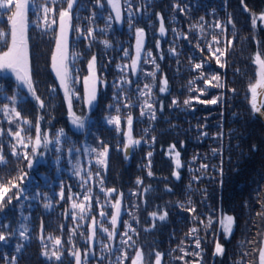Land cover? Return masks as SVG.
Listing matches in <instances>:
<instances>
[{"label":"trees","instance_id":"1","mask_svg":"<svg viewBox=\"0 0 264 264\" xmlns=\"http://www.w3.org/2000/svg\"><path fill=\"white\" fill-rule=\"evenodd\" d=\"M39 2L42 0H30L26 35L32 79L44 107L12 75L0 71V149L5 157L0 162V184L12 181L24 190L17 199L14 194L19 190L11 188L0 205V234L5 236L0 241V264H76L74 251L80 253L81 264H132L137 250L142 251L144 264H155L156 252L163 254L161 264H234L245 252L248 255L241 264H258L254 249L264 239L258 235L264 234V216L257 215L264 212V117L252 108L250 85L258 77L256 54L264 59V24L259 18L264 0H120V21L106 0H76L71 10L68 67L73 111L82 118L87 116L82 131L70 123L51 61L60 29L58 11L66 8V0L55 5L49 0L57 9L56 14H49L50 26L35 6ZM160 17L166 29L163 35ZM255 17L257 24L253 25ZM53 19L55 23H51ZM88 28L93 35L86 39L81 32ZM0 29H8L6 14L0 13ZM137 29L143 30L145 44L134 72L131 64ZM9 43L10 37L0 39V52ZM217 48L225 54L220 56ZM92 56L101 84L96 105L88 114L85 78ZM216 56L225 67H220ZM196 64L202 67L196 69ZM153 72L155 77L149 75ZM214 75L220 76L223 87L213 86L217 83L211 79ZM163 78L167 87L160 92ZM13 95L15 104L7 98ZM217 97L216 104L200 102ZM185 100L190 102L185 104ZM145 101L153 106L154 119ZM4 104L15 107L33 124L42 116L41 127L50 138L63 128L70 142L62 138L58 153L53 140L45 158L38 160L37 154L28 168L26 160L12 155V145L21 153L30 152L31 147L22 148L9 132L17 131L19 125L26 130L22 135H28L30 125L6 115ZM129 114L133 139L140 143L127 155ZM112 117L120 118V131L115 123H108ZM30 134L34 136V129ZM101 141L109 149L106 170L96 165L95 153L84 151L85 147L102 150ZM72 146L80 149L79 155L75 151L69 155ZM213 149L218 150L215 155ZM175 152L180 153L179 169ZM77 160L80 175L73 167ZM21 169L27 173L23 181L18 179ZM97 170L103 185L95 175ZM90 171L93 176L88 179ZM176 171L179 179L173 174ZM137 179L142 183L137 184ZM107 189L115 192L109 195ZM116 200L121 203V219L115 238L109 240L100 229L112 230ZM74 202L84 204L85 210L73 208ZM193 207L195 213L188 210ZM101 211L106 215L101 216ZM164 213L161 221L159 216ZM208 215L214 223L205 231ZM223 215H232L235 221L228 240L215 222ZM93 218L97 231L94 250L90 247ZM125 221L135 231L128 230ZM194 227L199 231L190 234ZM125 231L132 238L127 244L121 242L128 240ZM196 237L200 249L195 247ZM217 241L225 248L223 256L213 254ZM194 252L200 255H192Z\"/></svg>","mask_w":264,"mask_h":264},{"label":"snow or ice","instance_id":"2","mask_svg":"<svg viewBox=\"0 0 264 264\" xmlns=\"http://www.w3.org/2000/svg\"><path fill=\"white\" fill-rule=\"evenodd\" d=\"M57 2H58V0H51L52 5L57 4ZM98 2H99V0H98ZM108 2L112 5L113 9L116 12L115 19L117 21H120L121 20V12H120L119 0H108ZM241 2L243 3V0H241ZM74 3H76V0H66V5H67L66 8L61 7L60 10L58 11L60 35L57 37L56 48H55V51L53 52V54L51 56V61H52V68L55 71L56 76L60 80L61 87L64 88L65 97L68 99V110H69V114L71 116V123L73 125H75L78 129H83L85 126L84 125V118L76 115L72 111V101H71V98L69 95V88H68V84H67V80H68V76H69V69H68V64H67V59H68V32H69V30L72 29V25H71L70 21H71V10L73 8ZM29 4H30V0H0V13L7 15V25H8L7 30L0 29V39L10 37V43L7 47V50L0 52V71L10 70L15 75L16 80L19 81L20 84L25 85L27 87L28 92L31 93V95L37 101H39L40 107L43 108L44 103H43V101L40 100V97L36 94V88L34 86V81L32 79V69H31V62H30V55H29L28 37L26 35L27 27H28V23H29L27 20V12L29 9ZM35 6L40 11H42V13H43L42 19H43L45 25L50 26L49 25V14L50 13L56 14L57 9L53 6H50L49 0H42V2L36 3ZM245 10H247L246 7H245ZM181 11H183V9H181ZM259 18L261 20H264V13H261ZM110 19H111V17H110ZM201 19H203V18H201ZM55 22L56 21L54 19L51 21V23H55ZM229 23H232L231 19H229ZM253 25H255V19H253ZM37 26H39V25H37ZM219 26L220 25L217 24V27H219ZM129 27H131V21H129ZM76 31H80V29H76ZM159 31L162 35L166 31L165 26H164V22H163V17H160ZM81 34L85 35L86 39L89 37H92L93 29L88 28L86 30V32H81ZM143 36H144L143 30L137 29L136 30L137 59H134L132 61V64H131V68L133 69L134 72L137 68L138 59L140 56V52L142 50ZM213 40L216 43H219V41L216 40L215 37H213ZM107 43L108 42L105 41V44H107ZM228 43H229V45H231V41H229ZM216 52H219L220 56H223L225 54L219 48L216 49ZM125 55H127V53H125ZM149 55H151V53H149ZM220 56H216L215 58H216L217 63L220 65V67L223 68V67H225V64L220 62ZM255 60L260 66V73H259L260 78L256 81L255 84L250 85V90H251L252 95H253V101H255V98H256L257 88H264V59H261L260 53H257ZM152 62L155 63V60H153ZM95 64H96V57L92 56V58L88 64L90 76L85 78V84H86V89H87V103L89 105H92L93 101L96 100V92H97L96 83L99 81V77L96 75V71H95ZM201 67H202L201 64L195 65L196 69H200ZM156 68H157V70H159L158 64L156 65ZM237 71H239V70H237ZM149 75L155 77L156 74H155V72H153V73H149ZM201 78L202 79L204 78L203 74L201 75ZM211 79L217 81V83L215 85H213L214 87H223V84L219 83V81H220L219 75H214L211 77ZM89 80L92 81V87L91 88H87ZM127 83H131V81H127ZM161 84L163 86L160 87V89H159L160 92L166 91L167 79L163 78L161 80ZM144 87H145V89L149 90V93L151 92V88L148 84H145ZM141 94L147 95L148 93H141ZM7 98L12 100L13 104H15L16 97L14 95L12 97H7ZM219 99L220 98L217 97V98H213L211 100L200 101V102L201 103L216 104ZM189 102H190L189 100H185L184 103L188 104ZM144 103L147 106V108L149 109V111L151 113V117L154 119L155 118V112L153 110V106L151 104H149L147 101H145ZM175 103H176V101L173 100V104H175ZM125 106L127 107L128 105L126 104ZM109 107H111V105ZM252 108L257 112L260 111V109L256 107L255 103L252 104ZM3 110L5 111L6 115L12 114L14 119H17V120L23 119V122L25 124L30 125V128L27 130L29 132L28 135H22V133L25 132L26 130L21 128L19 125H17V127H18L17 131L11 132V130H10V132H9L10 135H13L16 138L17 144L21 145L22 148L28 149L29 147H31L30 152L24 151L21 153V152L16 151V145H12V155L20 156L24 160H26L28 168H31L33 166L32 157H35L37 154L43 155V152H40V149L43 148V149L47 150L49 148V145L53 143V140L55 142L56 151L58 153L62 150L61 149L62 138H64L65 141L70 142V138L67 137V134L65 133V130L63 128H60L59 130H57L55 133V136L50 138L49 132L42 129V127H41L40 121L43 120L42 116L38 117L36 122L33 124L32 121H30L26 118H22L20 112L17 111V109L15 107L9 108L8 104H4ZM117 110H119V109H117ZM144 114L145 113L142 109L141 115H144ZM9 122L11 123L12 121H9ZM108 123L109 124L115 123L117 131H120V118L119 117H112V118L108 119ZM132 123H133L132 116L129 114V116L127 117L128 131L125 133V135L127 136V142L124 144L125 150H127L130 146H132L134 144L138 145L140 143V140H134L132 137ZM32 129H34V136L30 134ZM145 131H147V130H145ZM204 135H207V133H204ZM218 135H222V133H220ZM100 145H101L102 150L98 151L96 148L85 147L84 151H85V153H89V152L95 153L96 165L102 166L106 170L107 169V158H108V147L106 145H104L103 141L100 142ZM174 147L175 146L173 145L172 148L174 149ZM73 151H75V153L77 155H79V153H80L79 148H76L74 146L68 148L69 155H71V153ZM212 151H213V154L215 155L218 150L213 149ZM149 156H151V153H149ZM175 157H176V160H175L176 168L179 169L181 167V161L179 159L180 153L175 152ZM59 159H60V157L57 156V161H59ZM194 159H195V157H194ZM4 160H5V157L2 154V149H0V162H4ZM222 163H223V161H221V164ZM73 167L76 168V174L80 175L79 160H77L76 164L73 165ZM207 167H208L207 164L201 165L202 169H207ZM20 171H21V175L18 177V179L20 181H23L25 176L27 175V173H25L23 171V169H21ZM220 172H221V174L223 173L222 168H220ZM148 174L152 175V173L150 171ZM173 174L176 176L177 179H179V172L178 171L174 172ZM95 175L97 177H100L99 182L101 185H103L104 179L101 176L100 171L97 170ZM92 176H93V173L90 171L88 173V179H91ZM193 179H199V177H193ZM82 182L87 183V180H84L82 178ZM140 183H142V181L137 179V184H140ZM11 188H17L19 190L17 193L14 194L17 199H19L20 194L23 193V191H24L20 187L19 184L14 183L12 181H9L7 185L0 184V205H2V203L4 202V197L11 190ZM89 191H90V189H89ZM101 191H105V189L103 187H101ZM106 191L110 195L111 193L115 192V189H107ZM60 195H61V198L64 197L63 191H61ZM69 199H71V197H69ZM89 199H90V197L86 195L85 200H89ZM10 201H11V197L9 198L8 202H10ZM189 202L191 203V201H189ZM44 206H45V208L49 207L48 204H45ZM72 207L73 208H79L81 210V212H83L85 210V206L82 203L77 204L74 202L72 204ZM112 207L115 209L114 214L111 215V221H110L111 226H112V230L109 231V229L107 227H103V226H101V229H100L102 232L107 233L109 240L114 239L116 236L118 218L121 215L120 200H116V202L112 205ZM188 210L195 213L194 207L190 208ZM100 215L104 216V215H106V213L101 211ZM151 215L156 216V213H152ZM166 215H167V213L160 215L159 219L161 221H163L165 219ZM257 215L264 216V212L258 213ZM73 219H75V215H73ZM81 219H83V216L81 217ZM194 219H199V218L194 217ZM215 222L219 224L220 229L224 233L225 240L230 239V237L234 231V222H235L234 217L232 215H223L221 218H218ZM200 223L204 224V221L200 220ZM213 223H214L213 216L208 215L207 223L204 224L205 231H207L209 228H211ZM124 225L128 230L135 231V229L131 228V225L128 224L127 221L124 222ZM26 231H27V229L24 230V232H26ZM198 231H199V229L194 227L191 229L190 234H195ZM24 232H21L22 236L24 235ZM96 235H97V231H96V227H95V218H93V225L91 228L90 239L94 240ZM123 235L128 236V231H125L123 233ZM258 235H264V234L258 233ZM131 239H132L131 236H128V240H122L121 242L124 244H127L128 241H130ZM3 240H5V236L3 234H0V241H3ZM57 243L59 244L60 241L57 240ZM133 243H135V242L133 241ZM259 244H260V246L256 249H254V251L258 254V264H264V239H262L259 242ZM105 247H107V245H105ZM195 247L197 249H200V247H201L199 237H196V239H195ZM181 251L183 252L184 249H181ZM44 254L47 255L46 252ZM213 254L219 255V256H223L225 254L224 246L221 243H219L218 241L215 243V249H214ZM52 255L55 256L57 260L60 259L59 255H57L56 253H53ZM73 255L76 257V264H81L80 253L78 251H74ZM185 255H188V253H185ZM192 255L199 256L200 253L194 252V253H192ZM247 255H248V253H246V252L243 253L241 255V259L236 260L234 262V264H241L244 257ZM87 256H88V253L86 251L84 253V260L85 261L87 260ZM162 256H163V254L160 252L155 253V264H161ZM125 258H127V257L125 256ZM178 258L183 259V257H178ZM142 259H143L142 251L137 250L135 258L132 259V264H141ZM186 264H187V262H186ZM245 264H246V262H245Z\"/></svg>","mask_w":264,"mask_h":264},{"label":"rangeland","instance_id":"3","mask_svg":"<svg viewBox=\"0 0 264 264\" xmlns=\"http://www.w3.org/2000/svg\"><path fill=\"white\" fill-rule=\"evenodd\" d=\"M107 1V4L109 5V6H111L112 7V5L108 2V0H106ZM119 6H120V12H121V3H120V0H119ZM112 9H113V7H112ZM114 10V9H113ZM114 12H115V10H114ZM115 14H116V12H115ZM256 18V17H255ZM257 19L258 18H256L255 19V24H257ZM262 23L264 24V20H262ZM69 34H70V30H69V32H68V51H69ZM60 35V29H59V33H58V36ZM136 43H137V41H136ZM144 44H145V35L143 36V41H142V50H143V47H144ZM142 50H141V52H140V56H139V59H138V62H139V60H140V58H141V54H142ZM134 59H137V53L135 52V57H134ZM262 59V58H261ZM67 64H68V59H67ZM138 64V63H137ZM68 69H69V67H68ZM95 71H96V75L98 76V74H97V68H96V64H95ZM3 73H5V74H10V75H12L15 79H16V77H15V75L10 71V70H4V71H2ZM259 73H260V66H259V70H258V77H257V80L260 78L259 77ZM56 74V73H55ZM90 76V72H89V74L86 76V77H89ZM57 79H58V81H59V84H60V80H59V78L57 77ZM256 80V81H257ZM256 81H255V83H256ZM19 82V81H18ZM20 83V82H19ZM254 83V84H255ZM67 84H68V88H69V95H70V98H71V101H72V96H71V88H70V83H69V76H68V80H67ZM100 84H101V82H100V78H99V81L96 83V89H97V92H96V98H97V94H98V91H99V88H100ZM105 84V82H103L102 83V86ZM20 85H22V84H20ZM23 87H25L26 89H27V87L25 86V85H22ZM60 87H61V84H60ZM92 87V81L91 80H89V83H88V85H87V88H91ZM61 90H62V92H63V95H64V97H65V93H64V88L63 87H61ZM85 90H86V98H85V104H86V106H87V113L89 114L90 113V111L94 108V106L96 105V100L95 101H93V103H92V105H89L88 103H87V89H86V84H85ZM65 100H66V103H67V105H68V99L65 97ZM253 103H255L256 104V107L257 108H259L260 109V111L259 112H257V111H255V113L256 114H258V115H261L262 117H264V88H257V91H256V98H255V101H253V95H252V92H251V104H253ZM72 111H73V106H72ZM74 112V111H73ZM75 113V112H74ZM76 114V113H75ZM77 115V114H76ZM79 116V115H78ZM86 118H87V116H85L84 117V128L83 129H78L75 125H73L72 123H71V116H70V114H69V119H70V123H71V125H72V127L73 128H75V129H77V130H79V131H82V130H84L85 129V127H86ZM46 151L47 150H45V149H43V148H41L40 149V152H43V155H39L38 154V160H43L44 158H45V153H46ZM174 155H175V153H174ZM176 158V157H175ZM141 264H144L142 261H141Z\"/></svg>","mask_w":264,"mask_h":264},{"label":"water","instance_id":"4","mask_svg":"<svg viewBox=\"0 0 264 264\" xmlns=\"http://www.w3.org/2000/svg\"><path fill=\"white\" fill-rule=\"evenodd\" d=\"M128 131V130H127ZM132 137H133V132H132ZM136 144L130 146L127 150H126V154L129 155L131 152H132V149L135 147ZM108 156H109V149H108ZM108 159V158H107ZM121 213H122V208H121ZM120 219H121V215L120 217L118 218V225H117V228L119 226V223H120ZM92 225H93V222L91 223V226H90V236H91V228H92ZM95 227H96V223H95ZM96 242H97V235L95 237V239H90V247L92 250H94L95 248V245H96Z\"/></svg>","mask_w":264,"mask_h":264}]
</instances>
